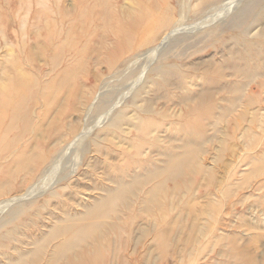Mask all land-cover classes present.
<instances>
[{
	"label": "bare ground",
	"instance_id": "obj_1",
	"mask_svg": "<svg viewBox=\"0 0 264 264\" xmlns=\"http://www.w3.org/2000/svg\"><path fill=\"white\" fill-rule=\"evenodd\" d=\"M72 1V5L62 6L61 0H35L24 6L23 0H0V44L6 47L13 40L17 42L11 54L0 55V217L8 211L7 219L0 218V264H146L151 249L156 255V264H177L180 261L175 254L178 243L183 247V257L191 256L188 250L193 248L194 240L192 236L175 240L176 226L168 220L172 211L171 203L183 192L190 196L191 186L207 174L203 164L208 154L207 146L197 145L192 132L189 138L181 139L179 144H174L172 140L174 146L167 144L170 147H167L169 150L166 152L160 147L163 139L160 140L158 136L162 131V122L148 118L152 114L156 115V111L135 105L133 94L139 91L142 84L140 80L144 78L145 81L152 62L164 46L186 27L169 17L167 0H130L133 8L129 9L124 8L123 4L119 5L122 0ZM239 1L228 2L229 6H233L229 10L232 11ZM197 3H200L199 0ZM182 7L179 17L183 15ZM229 10L226 8L219 16L227 15ZM216 18L208 22L212 24ZM98 26L102 29L101 49L106 50L108 41L114 43L113 55H108L106 60L99 63L105 64L107 70L117 77L131 74L141 64L138 67L139 74L125 79V91L117 98V102L92 124L88 122L89 113L102 91L95 93L90 103L85 101L82 125H69L68 132L73 135V139L65 142L66 133L63 129L55 128L46 132L42 127L55 105L64 99L74 98V91L67 87L75 77L74 67L61 62L60 56L67 46L71 49L75 45L77 48L86 37L95 35L97 32L94 27ZM15 27L16 32L13 30ZM163 29H166L164 34L161 33ZM39 41L43 49L41 53H49L51 70L56 72L55 69L60 68L56 76L49 80L42 79L40 72L43 68L38 64L39 57L31 50L30 44L36 45ZM152 43L147 49L143 48ZM135 50L137 53L129 56ZM217 67L221 68L220 65ZM231 67L234 69L232 74L241 70L235 63H231ZM212 70L215 69L212 67ZM204 73L207 77V72ZM263 83L264 80L262 86ZM105 87L107 85L103 83L99 89ZM206 92H198L199 95L195 97L183 96L181 103L177 104L178 115L167 114L165 109H159L156 113L161 116V120L165 118L175 127V124H179L178 118L184 119L198 110L196 107L208 98L210 92ZM243 95L239 96L241 101L246 100ZM210 102L208 105L206 103L207 108L216 105V100L215 103L214 100ZM40 103L42 108L39 109ZM239 106L235 109L240 110ZM131 108L136 113L134 119H130V116L127 118L129 114L126 116V111H132ZM141 113L145 118L137 116ZM230 113L233 114V111ZM63 114L62 111L58 112L59 118ZM213 114L211 112V116ZM175 117L176 123L173 121ZM253 119L252 124L255 122ZM202 125L204 130L207 123ZM131 129L134 130V137L130 134ZM95 131L98 134L93 136ZM251 131L253 129L248 131L250 135ZM40 133H44L45 139L38 142L34 136ZM198 136L195 140H198ZM165 137L168 139V136ZM252 138L254 141L246 146L247 150L258 148L256 137L253 135ZM88 142L95 157L93 154L87 156L89 151L84 150ZM175 142H179L178 139ZM170 148L175 151H170ZM98 155L103 156L102 161ZM154 156H157V162ZM2 160L5 162L2 163ZM247 161L254 173L264 169V153L261 150L245 159L244 165ZM100 164L105 165L100 167ZM162 179L171 183L169 192L163 187L165 182L157 183L156 187L153 184V188L144 187L153 180L156 183ZM141 194L143 196L139 199ZM221 196L224 201H228L232 190L225 189ZM137 202L140 205L136 209ZM188 209L192 211V207ZM143 220L149 221L146 227L141 226ZM136 228L145 239H149V245H132ZM17 230L20 231L16 233L20 236L18 240L17 235H11V231ZM10 241L17 245L13 248L8 246L7 242ZM3 245L7 246L2 248ZM223 258L229 260H225V264H252L249 260L245 262V256L240 251H235L234 262L226 253H223Z\"/></svg>",
	"mask_w": 264,
	"mask_h": 264
},
{
	"label": "rangeland",
	"instance_id": "obj_2",
	"mask_svg": "<svg viewBox=\"0 0 264 264\" xmlns=\"http://www.w3.org/2000/svg\"><path fill=\"white\" fill-rule=\"evenodd\" d=\"M32 1L34 2L35 0H23V5H30ZM230 1L199 0L200 3H197V0H167L170 8L167 14L172 21L175 22V20H178L180 25L186 27V29L174 36L164 46L163 51L152 62L145 81L143 80L144 78L140 80L142 84L140 85L139 91L133 94L135 105L138 107L142 109L144 107L152 108L156 112L159 109H165L167 110V114L173 115L179 114L178 105L181 103L183 96L195 97L198 92L199 94L205 93L209 89L206 92V94L210 92L208 98L209 96L212 97V100H214L213 103L216 100V105L211 107L212 109L206 106V103L208 105V102L212 101L211 98L203 100L202 105L204 106L199 104L196 107L198 110L191 113L193 115L190 114L184 118L186 121L178 118L177 122L178 116L173 118L174 123L177 122L182 127H179V124H175L176 126L174 127L165 118L161 120V116L156 112L155 114L157 116L152 114V117H148L158 123L162 122V131L161 134L158 133V136L161 137L160 140H163H161V146H159L166 152L167 147L173 145L172 140L174 144H179L181 139L189 138L192 132L194 141H196L195 143L197 145H199L198 143L206 144L205 146L207 147L205 148L208 150V154L205 156L206 161H203L204 166L207 168V174L203 178L197 179L195 181L196 183L194 182L195 184L191 186L190 196L185 195V192H183L177 199L172 200L173 202L171 203L172 211L168 220L174 222L176 226L175 240L187 239L189 236H192L194 240L193 248L188 250V253H192L191 256L183 257V247L178 243L175 254L176 259L180 261H177V264H209L210 262V264H225L229 260L223 258V253H226L232 262H234L233 256L235 251H240L245 256V262L249 260L252 261V264H264V169H261L258 173H254L248 161L244 165L245 159L255 156L259 150L264 153V86L261 85L264 80V0H241L232 11L229 10L233 7L228 5ZM61 4L62 6H68L72 5L73 1L61 0ZM122 4L124 8H133L130 0H122L119 5L121 6ZM7 5L10 8L12 7L10 2ZM172 6H174L173 9ZM181 7L183 8L181 11L183 15L179 17L178 13ZM226 8L230 13L220 17L219 15L221 14L219 13H223ZM211 18H216L212 24L208 22ZM94 29L97 32L95 35L86 37L77 48L75 45L71 46V49L69 48L70 46H67V50L61 53L60 61H64L67 65L74 67L76 78L74 77L75 80L73 79L74 81L72 80L67 86L69 88L71 87L70 89L74 91V98L64 99L58 105H55L49 113L50 115L47 121L42 126L45 131H51L55 128L63 129L64 133H66V137L63 139L65 142L73 139V135H70L68 132V126L77 125L81 127L82 125V110H84L85 101L90 103L95 93L102 91L99 100L89 113L88 122L92 124L117 102V98L125 91H123L127 82L125 79L134 78L139 74L138 67L141 64L137 65L131 71L132 73H129L125 77L123 74H120L118 77L115 76L114 73L112 74L107 70L105 64H100L99 61L106 60L108 55H113L112 48L114 43L113 41H108L107 51H103L101 49L102 44L100 39V34L102 33L101 26L94 27ZM13 30L16 32L17 28L15 27ZM165 30L163 29L161 33L164 34L166 32ZM8 39L10 40V38ZM16 43L13 40L7 43L6 47L0 44V55L6 53L11 54ZM153 43L143 48L147 49ZM40 44L41 41L36 45L31 43L30 46L31 50L36 52L39 57L38 64L43 68L40 72L42 79L49 80V78L56 76L60 68H56V72L51 70L49 66V53L45 55L43 52L41 53L43 49ZM136 53L137 51L135 50L129 56ZM231 63H235L236 66H239V69L243 70L235 73L236 75L232 74L234 69H232ZM219 65L221 68L217 67ZM212 67L215 70L210 71ZM223 67L224 69L222 70ZM208 70L210 73H208ZM216 70L218 72H215ZM246 70L248 71L246 72ZM204 72H207L209 76L207 75L206 77ZM249 73H251L250 76H248ZM193 74L194 77L192 78ZM260 75L262 76L261 78ZM251 76L252 78H249ZM245 80L247 81L246 83ZM102 82L107 87L99 89L100 85L103 84ZM222 85L223 87H221ZM241 88H245L246 90ZM232 91H236L234 92L236 94L239 93L238 91L240 93L236 95ZM241 93H244L243 96H246V100H249V102L240 100L239 96L241 95L242 97ZM236 97L238 98L236 99ZM234 102H237V104H234ZM244 102L245 104H243ZM89 103H87V106ZM229 104H232V106ZM239 104L241 105L239 106ZM237 106L241 107L240 110L235 109ZM40 108H42V103H40ZM133 108H131L132 111L130 112L128 110L126 111V116L129 114L127 118L129 116L130 119L135 118L136 113L133 112ZM234 110L238 112L236 113ZM61 111L64 112V116L59 118L58 112ZM208 111L210 112L209 115ZM229 111L231 113L233 111V114ZM211 112L215 114L211 116ZM137 116L145 118L142 113ZM205 116L209 118H207L208 120L206 119L207 121H205ZM216 118L219 121L214 120ZM252 118H254V124L251 122ZM163 121L165 122V127ZM215 122L218 124L217 127H214L216 125ZM198 124L202 127L198 126ZM202 124L209 125L206 132L204 131L206 126L204 125L205 129L202 130ZM122 127L126 128L125 125ZM178 128L183 130L181 131ZM216 129L219 131L216 132ZM250 129H253L251 135L248 132ZM178 131L182 133L178 134ZM214 131L216 132L215 136L213 135L215 133ZM166 132L169 133L166 134ZM41 134L34 136L36 141L39 142L45 139L43 137L44 133ZM96 134L98 132H93V136ZM130 134L134 137L133 129H131ZM195 134L198 136V140H195V137L197 139ZM253 135L256 137L255 144H258V148L255 150L249 148L247 150L246 146L254 141V138H252ZM162 136H168V139ZM101 137L103 138V136ZM177 139L179 142H175ZM60 144L62 145L63 142ZM162 144L166 145V147H163ZM167 144L170 146H167ZM145 147L147 148V146ZM91 149L90 143H86L84 150L89 151L87 156L93 154L91 153ZM171 150L175 151L174 148H170ZM93 157H95V154H93ZM98 158L100 161L103 160V156L98 155ZM154 159L156 161L157 156H154ZM1 162L4 163L5 161L2 160ZM104 165L100 164V167ZM153 181L144 187L146 189L147 187L153 188L154 186L156 187L157 183L159 185V182L160 184L165 182L166 185H163L164 189L166 188V191L168 189V192L171 190V183L169 181L164 179L161 181L158 180L156 183ZM153 184L155 185L153 186ZM239 187L241 188L240 190L238 189ZM145 188L143 189L146 190ZM227 188L232 190V196L228 198V201H224L225 199L222 198L221 194ZM167 194L170 195V193ZM142 196L141 194L139 199ZM139 205L138 202L135 203V208L137 206L139 207ZM189 207H192L191 212L188 209ZM7 213L8 211L1 215V220L4 218L7 219ZM143 221L141 226L146 227V223L149 221ZM138 224H141V222ZM16 233H20V231H11V235H17L18 240L20 236L18 237L19 234ZM142 237V233L136 228L132 235V245H149V239ZM7 243L12 248L17 245L14 241ZM5 246L7 245H3L2 248H5ZM207 254L209 257H207ZM146 258V264H156V255L152 249L148 252Z\"/></svg>",
	"mask_w": 264,
	"mask_h": 264
}]
</instances>
